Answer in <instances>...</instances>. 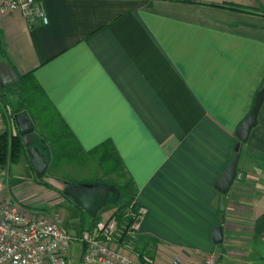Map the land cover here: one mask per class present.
<instances>
[{"label": "crops", "instance_id": "crops-1", "mask_svg": "<svg viewBox=\"0 0 264 264\" xmlns=\"http://www.w3.org/2000/svg\"><path fill=\"white\" fill-rule=\"evenodd\" d=\"M44 7L47 24H30L19 11L0 16V63L19 81L31 75L79 149L112 144L134 201L147 209L137 249L157 255V264L183 251L216 252L218 264H264V102L225 196L222 243L213 242L222 196L215 185L264 88V0H44ZM18 84L0 88V135L10 127L1 103L10 102L17 131L16 117L29 129L20 134L26 155L16 164L34 182L11 178V165L0 178L22 209L60 219L62 229L68 208L55 207L69 201L80 212L78 236L98 223L116 189L83 209L85 196L77 202L69 188L90 193L108 185L43 184L53 172L52 147ZM29 148L45 158L40 178ZM77 245L68 264H81Z\"/></svg>", "mask_w": 264, "mask_h": 264}, {"label": "built area", "instance_id": "built-area-1", "mask_svg": "<svg viewBox=\"0 0 264 264\" xmlns=\"http://www.w3.org/2000/svg\"><path fill=\"white\" fill-rule=\"evenodd\" d=\"M19 11L33 24H47L44 0H0V16ZM0 178V264H68L71 245H80L81 264H157V255L136 247L147 209L135 201L116 205L78 236L61 228V220L27 211L8 194ZM197 256L198 260L193 261ZM218 264L216 252L173 253L168 264Z\"/></svg>", "mask_w": 264, "mask_h": 264}, {"label": "trees", "instance_id": "trees-1", "mask_svg": "<svg viewBox=\"0 0 264 264\" xmlns=\"http://www.w3.org/2000/svg\"><path fill=\"white\" fill-rule=\"evenodd\" d=\"M225 7L237 11L246 10V8L237 5H225ZM262 13L264 14V12ZM31 79L32 78L30 74L20 76L19 84L21 85L23 93L22 102L27 111L33 114L39 121L41 131L44 134L43 136L51 144V169L55 176L69 178L74 175L72 174L75 173L74 170L86 168L91 164H94L95 166L98 165L101 170H103V178H100V176L96 177L94 179V181H96L95 183L104 181L109 186L116 188V191L119 193L118 205L134 201L135 194L129 181L125 180V183L121 184L107 179L110 174H125L122 161L113 148L112 144L109 141H105L88 151H82L79 149L63 123L58 120L56 115L53 114L52 111L46 106V102L44 101V97L41 94V90L38 89L36 84ZM9 103L10 102L1 103V106L5 111V119L10 122L9 130H5L0 135L1 169L9 168L11 164L18 162L22 156L26 155V147L23 143L22 136L17 131L15 126V116L17 115L18 111H7V109L10 107ZM68 167L71 171L68 170ZM72 178H76V176ZM72 180L74 181H69V184H92L90 182L82 181L75 182L76 179Z\"/></svg>", "mask_w": 264, "mask_h": 264}, {"label": "water", "instance_id": "water-1", "mask_svg": "<svg viewBox=\"0 0 264 264\" xmlns=\"http://www.w3.org/2000/svg\"><path fill=\"white\" fill-rule=\"evenodd\" d=\"M19 82V78L15 76L14 74H11V71L8 69V67L5 66L4 62L0 63V88H6L10 85L16 84ZM264 102V88H262L254 101L253 108L249 115L241 122L239 127L236 130L235 136L237 138V143L234 147V153L233 156L223 171V173L218 178L215 188L216 190L222 195L221 196V203H220V226H217L214 229L213 234V242L215 244H221L222 243V224L224 222V200L226 194L229 192L230 188L232 187L238 172V162L241 155V147L243 144H245L249 138L250 132L253 128L257 126L258 122V114L260 111V108ZM17 123L19 124V132L20 134H24L25 132H28L29 129H26L24 125H21V117H16ZM26 137H23L24 145L27 146V143L25 142ZM29 157L33 164V167L35 169V172L37 174V177H41L46 169V162L44 156H38L33 149L29 148ZM115 189L110 186L100 187L93 189L90 193L84 192L80 187H71L67 191L68 194H70L74 199L77 200V202L82 201V197L85 196V201H87V204L83 206V209L85 206L89 208L92 205H95L98 203V206L102 205L106 198L108 197V194L110 192H114ZM89 204V205H88Z\"/></svg>", "mask_w": 264, "mask_h": 264}, {"label": "rangeland", "instance_id": "rangeland-1", "mask_svg": "<svg viewBox=\"0 0 264 264\" xmlns=\"http://www.w3.org/2000/svg\"><path fill=\"white\" fill-rule=\"evenodd\" d=\"M10 169H12V172L10 171L11 178L16 175L17 177H20V179H22V182H26V181H28L29 183L34 182L33 179L30 180L31 177L28 180V176H30L31 173L29 171H25V169H24L23 165H21V163L11 164ZM68 170L71 171L69 167H68ZM74 172L75 173H72V172H70V173L74 174L72 177L76 176V178L69 177L70 179L64 178V180L67 181L68 183H69V181L73 182L74 180H72V179H76L75 182L82 181V182L95 183L96 181H94V179L96 177L100 176V178H103V170H101V168L98 165L95 166L94 164H91L90 166H87L86 168H80V169L74 170ZM57 179H62V178L55 176L54 172L51 173V171H48L46 173V175L44 176V178L42 179V181H43V184H45V185L48 182L56 184L55 182ZM107 179L114 181V182H117V183H121V184H124L125 180H126L124 174H122V173L116 174V175L110 174ZM28 182H26L25 184H27ZM99 183L106 184V182H104V181H100ZM45 185H42V186L45 187ZM106 185H108V184H106ZM40 189L43 192H45V190L43 188H40ZM33 195H34V197H39V196L43 197V194L40 195L39 193H37V194L35 193ZM118 197H119V193L117 191L110 195L106 205L101 210H99V212L97 213V214H99V217L102 218V217L108 215V213L112 210V208L119 204ZM42 202H43V198H40L39 200L34 202L36 204H33V206H36ZM62 202H64V201H62ZM65 202L58 204L55 208L60 213L65 212V209L68 208L64 214L66 219L63 221V229L65 231H67L69 234L75 236V234L78 233L77 231L79 229L80 212L78 213L77 209L73 205H71V203H69V201H65ZM73 212L75 213L76 217H74ZM90 219H92V218H90ZM77 244H78V242L74 241V244H73L74 246L71 245L72 247H75V251L72 252V259L71 260L76 259L77 255H78V253H77L78 252V245Z\"/></svg>", "mask_w": 264, "mask_h": 264}]
</instances>
